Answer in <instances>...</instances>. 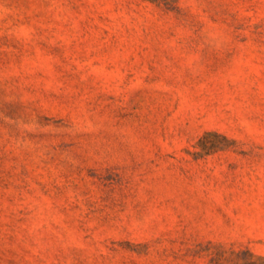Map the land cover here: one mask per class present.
Wrapping results in <instances>:
<instances>
[{
    "label": "rangeland",
    "instance_id": "rangeland-1",
    "mask_svg": "<svg viewBox=\"0 0 264 264\" xmlns=\"http://www.w3.org/2000/svg\"><path fill=\"white\" fill-rule=\"evenodd\" d=\"M0 264H264V0H0Z\"/></svg>",
    "mask_w": 264,
    "mask_h": 264
}]
</instances>
